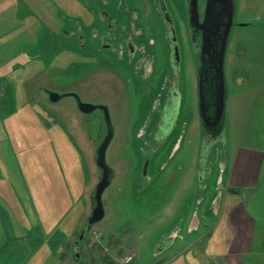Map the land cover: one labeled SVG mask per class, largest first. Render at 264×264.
Segmentation results:
<instances>
[{"label": "rangeland", "instance_id": "obj_1", "mask_svg": "<svg viewBox=\"0 0 264 264\" xmlns=\"http://www.w3.org/2000/svg\"><path fill=\"white\" fill-rule=\"evenodd\" d=\"M57 1L0 0V76L8 73L12 105H0V189L11 183L19 191L25 189L27 211L35 204L28 202L31 195L26 185L39 182L54 187L59 204L56 216H64L72 206L62 226H74L75 230L78 224L74 221L85 222L92 211L90 198L100 178L96 150L107 126L101 109L83 113L71 94L84 103L107 106L114 137L106 162L113 179L102 196L105 217L81 241L80 256H86L87 241L98 245L102 234L110 233L118 237V251L124 258L134 251L137 263L147 262L160 248L161 239L178 231L179 223L185 221L186 234L187 225L203 216L208 201L226 195L224 187L240 148L264 153V0H235V26L226 63L225 130L209 147L203 180L198 175L197 153L203 131L196 113L198 64L182 30L186 0H163L179 29L177 66L160 15L156 21L147 10V2L156 0H130L131 7L141 14L134 29L144 31V39L136 38V42H148L132 64L127 47L119 43L116 53L98 51L95 41L81 49L79 19ZM81 1L84 5L91 2ZM120 1L124 7L128 2ZM110 3L103 6L106 11ZM130 20L124 17L121 23L129 25ZM68 31L76 32L74 39H67ZM114 35L121 42L120 29L107 40H113ZM52 38H56L54 48ZM19 53L22 57L17 60L14 57ZM28 55L42 58L28 63ZM10 57L17 61L10 62ZM100 58L111 63H95ZM40 87L46 91L38 90ZM171 88L179 95L171 133L154 137V141L148 126L157 119L159 103ZM51 92L63 97L52 102ZM199 151L201 155L202 149ZM38 167L50 173H34V177L31 169ZM243 190L242 200L257 220L253 253L246 260L264 264V160L258 186ZM238 198L228 193V208ZM115 256L113 264H123L120 255Z\"/></svg>", "mask_w": 264, "mask_h": 264}, {"label": "crops", "instance_id": "obj_2", "mask_svg": "<svg viewBox=\"0 0 264 264\" xmlns=\"http://www.w3.org/2000/svg\"><path fill=\"white\" fill-rule=\"evenodd\" d=\"M235 159L224 187L226 195L208 201L203 216L189 222L186 234H183L185 221L179 223L178 231L161 239L158 243L161 246L151 260L137 263V254L128 251L125 255L133 256L128 264H250L246 257L253 253L257 220L242 200V191L258 186L264 153L240 148ZM31 170L34 177V173H50L39 167ZM36 184L26 185L31 195L28 202L35 204L33 210L27 211L25 189L19 191L12 183L9 188L0 189V264H78L73 259L74 245L84 220L74 221L78 224L75 230L74 226L63 228V218L71 215L72 206L64 216L57 217L59 204L54 199L57 189ZM229 187L238 191L230 194L239 198L228 208ZM117 240L118 237L109 233L102 234L98 245L87 241L85 264H113L117 253L122 262L124 256L118 251Z\"/></svg>", "mask_w": 264, "mask_h": 264}, {"label": "water", "instance_id": "obj_3", "mask_svg": "<svg viewBox=\"0 0 264 264\" xmlns=\"http://www.w3.org/2000/svg\"><path fill=\"white\" fill-rule=\"evenodd\" d=\"M236 5L235 0H205L203 14L199 0L189 1L187 15L188 26L197 30L201 36L200 61L197 74L198 93L200 98L199 115L202 128L215 135L213 140L223 137L226 123V107L228 102V86L226 78V59L230 36L235 26ZM79 109L83 113H91L96 109L104 111L107 125V135L96 154V163L101 168L103 176L94 191V208L81 229V233L75 242L73 259L76 263L85 264L80 256V244L89 234L92 226L102 221L105 217V209L102 196L112 182V169L106 162V152L114 137V129L110 119L109 109L104 105H92L84 103L76 94ZM63 95L51 92L50 100L59 101ZM201 142V170L198 175L200 180L206 177L204 168L208 158V150L214 142ZM220 188V187H219ZM229 193H238L229 187Z\"/></svg>", "mask_w": 264, "mask_h": 264}, {"label": "flooded vegetation", "instance_id": "obj_4", "mask_svg": "<svg viewBox=\"0 0 264 264\" xmlns=\"http://www.w3.org/2000/svg\"><path fill=\"white\" fill-rule=\"evenodd\" d=\"M45 1V0H43ZM106 1L110 0H91V2L88 5H84L81 0H58L57 2L61 3L65 10H69L74 12L75 18L79 19L78 22H76L77 31L80 32L78 40L80 43L81 49H88L89 44L93 41L98 42V51L107 50L110 53H116L118 51V43L121 47L126 46L128 49V52L131 54L132 59L131 64L133 63L134 59L138 55V51L141 50V47L148 44V42L143 40V44H137L136 38L142 37L144 39V31L140 28L139 30L134 29L136 27V24L139 22L141 18V14L136 12L135 9L131 7V1L127 0L126 6L124 7L123 1L120 0H111V3L108 5L109 10L106 11L103 6L106 5ZM189 1L186 0V10L188 15L189 10ZM200 1V9L201 13L203 14L204 7H205V0H199ZM155 2V3H154ZM154 2H147V10L149 11V15H153L156 21H158L157 15H160L161 20L163 21L166 31L165 35L166 38L169 39L171 42V49H172V61L173 65L177 66L179 60H180V46L178 45L179 40V29L177 27V22L175 18L172 16V13L169 12L168 8L166 7L163 0H156ZM11 3V2H8ZM109 3V2H108ZM60 4V6H61ZM67 9H66V8ZM185 9V7H184ZM47 11V10H45ZM71 17H74L73 14L70 12ZM187 15L185 16V25L183 30V33L185 34V41L187 42L191 52L194 54V57L197 60L198 68H199V61H200V48H201V36L199 35L197 30H194L192 27L188 26V20ZM124 17H131L129 25H122L121 19ZM133 18V20H132ZM121 30L122 32V40L120 42L119 38L114 35L113 40H107L106 38L108 35L113 34V32H117L118 30ZM67 39H74L76 32L68 31L66 32ZM68 35V36H67ZM56 42V38H52V47L54 48ZM96 45V46H97ZM47 47V46H46ZM50 47V46H49ZM140 53V52H139ZM143 53V52H142ZM146 53V50L145 52ZM25 54V53H23ZM22 54V55H23ZM124 55V52H123ZM228 56V54H227ZM13 57V56H12ZM22 57L21 54L17 57H14L18 60V58ZM10 57V62L17 61L16 59ZM39 58H42V56H29L27 57L28 60H25L28 63H32L35 61H38ZM109 61H106L102 58L97 59L95 63L99 64H105ZM111 63V62H109ZM227 63V59H226ZM8 66V64L6 65ZM130 68V67H129ZM152 72V70H151ZM227 78V76H226ZM228 79V78H227ZM8 81V73L3 74L0 76V104L4 105L6 107H11L12 105L9 104V82ZM227 86H228V80H227ZM196 113L197 117L200 119L199 115V93H198V83L196 86ZM38 90L40 91H46L44 87H40ZM63 95V94H62ZM74 97V96H73ZM75 98V97H74ZM50 99V94H49ZM76 99V98H75ZM51 101V100H50ZM58 102V101H57ZM77 102V101H76ZM78 105V104H77ZM179 107V95L176 89L171 88L169 96H165L164 100L159 103V109L157 112V119L152 120L149 123L148 130L151 134V138L156 141L154 137H163L164 135L171 133V128L174 123L176 113ZM79 108V107H78ZM102 110V109H101ZM103 111V110H102ZM104 113V111H103ZM107 126V125H106ZM202 126V124H201ZM200 129V127H198ZM108 132V130H107ZM107 135V134H106ZM215 135L211 134L209 130L203 129L201 138L198 139V154H199V161H198V167L199 170H201V155L199 149H202L201 142L203 139L206 140V142H210L213 140ZM106 137V136H105ZM105 139V138H104ZM103 139V140H104ZM163 138H161L162 140ZM215 141V140H213ZM103 142V141H102ZM161 142V141H160ZM101 145V144H100ZM99 148V147H98ZM97 148V150H98ZM96 150V154H97ZM239 151V150H238ZM237 151V153H238ZM237 156V154H236ZM235 156V158H236ZM233 163L235 162V159ZM99 167V166H98ZM100 169V178H98L96 186L93 190V193L91 194L90 202L92 206V210L94 208V191L97 187V185L100 183L103 173L101 168ZM112 179H113V170H112ZM110 186V185H109ZM92 212V211H91ZM91 214V213H90ZM90 216V215H89ZM89 218V217H88ZM86 222V221H85ZM84 222V224H85ZM83 224V225H84ZM83 227V226H82ZM82 229V228H81ZM81 232V231H80ZM79 264V263H78Z\"/></svg>", "mask_w": 264, "mask_h": 264}, {"label": "built area", "instance_id": "obj_5", "mask_svg": "<svg viewBox=\"0 0 264 264\" xmlns=\"http://www.w3.org/2000/svg\"><path fill=\"white\" fill-rule=\"evenodd\" d=\"M132 260H133V257L130 255V256H127L126 258H124L122 262H123L124 264H128V263H130Z\"/></svg>", "mask_w": 264, "mask_h": 264}]
</instances>
